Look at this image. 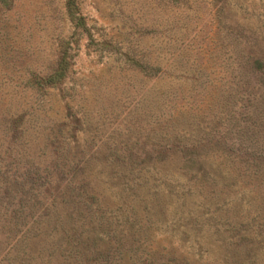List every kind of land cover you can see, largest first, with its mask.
I'll list each match as a JSON object with an SVG mask.
<instances>
[{"label":"rangeland","instance_id":"1","mask_svg":"<svg viewBox=\"0 0 264 264\" xmlns=\"http://www.w3.org/2000/svg\"><path fill=\"white\" fill-rule=\"evenodd\" d=\"M76 1L0 6V264H264V0Z\"/></svg>","mask_w":264,"mask_h":264},{"label":"trees","instance_id":"2","mask_svg":"<svg viewBox=\"0 0 264 264\" xmlns=\"http://www.w3.org/2000/svg\"><path fill=\"white\" fill-rule=\"evenodd\" d=\"M0 6L6 9L9 8L10 0H0ZM64 12L67 21L71 24L73 30H78L80 33H85L87 39H89V41H92L89 36V32L85 26V23L83 21V18L78 14L77 1L64 0ZM70 57L71 55L69 54L68 42L64 40H59L57 43L56 61L52 71L48 73V75L46 76H40L34 71L30 72L28 78H26L24 81V86L36 91L43 90L45 88H54L57 84L63 81L66 75L68 74ZM132 64L145 76H155L159 72V68L156 66L153 67L149 64L139 63L138 61H132ZM253 65L255 66L253 67ZM252 67H253L252 71L254 72H260V73L264 72V70H262L261 62H257V61L253 62L250 65V69ZM4 132H9L8 128L5 127ZM179 138L183 139L184 137H179ZM183 145L186 150L187 147L185 146L186 144ZM198 145H200V143L197 142L195 143V145L190 144L189 147L194 148L197 147ZM200 151L201 150H198V152ZM225 157H227V155ZM186 161L194 162V159L188 157L186 158ZM245 166L250 167L254 165L245 164ZM18 206L16 210L9 211L5 206L0 204V220H2V224L0 225V232L2 231L3 233L7 234V237H10L11 241H15L14 242L15 245L17 244L16 246L14 245L15 247H21L22 249H25L27 248V245L24 244L23 242L27 239V232L30 231V228L28 227L26 228V223L24 224L23 218H21V208ZM21 252L24 253L23 250Z\"/></svg>","mask_w":264,"mask_h":264}]
</instances>
